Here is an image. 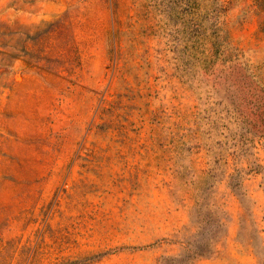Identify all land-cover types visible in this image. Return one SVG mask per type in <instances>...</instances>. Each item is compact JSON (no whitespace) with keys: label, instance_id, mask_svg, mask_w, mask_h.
Returning a JSON list of instances; mask_svg holds the SVG:
<instances>
[{"label":"rangeland","instance_id":"1","mask_svg":"<svg viewBox=\"0 0 264 264\" xmlns=\"http://www.w3.org/2000/svg\"><path fill=\"white\" fill-rule=\"evenodd\" d=\"M0 264H264V0H0Z\"/></svg>","mask_w":264,"mask_h":264}]
</instances>
